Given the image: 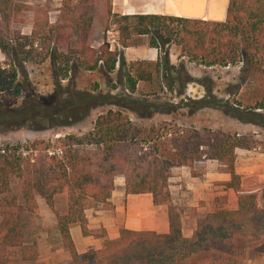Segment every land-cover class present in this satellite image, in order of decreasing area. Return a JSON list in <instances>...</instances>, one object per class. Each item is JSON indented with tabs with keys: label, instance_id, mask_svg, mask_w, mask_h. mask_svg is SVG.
Segmentation results:
<instances>
[{
	"label": "trees",
	"instance_id": "16d2710c",
	"mask_svg": "<svg viewBox=\"0 0 264 264\" xmlns=\"http://www.w3.org/2000/svg\"><path fill=\"white\" fill-rule=\"evenodd\" d=\"M104 3L107 19L117 27L120 48L133 47V38L145 37L147 47L160 53L156 62L125 63L121 52L109 50L104 42L93 48L94 0H60L52 23L41 9L0 0V93L11 92L18 98L24 92L27 96L17 107L0 102V134L53 132L46 139L0 144V249H18L20 262L35 258V243L26 241L23 219L36 215L39 198L55 219L67 264H184L199 252L211 253L209 264H238L245 245L257 238L258 226L253 224L264 213V186L259 195L263 208L256 206L254 193L238 194L235 209H216L197 219L187 240L181 237L180 212L171 202L168 180L174 168H188L190 176L196 177L194 166L215 161L229 176L224 187L237 192L235 151L264 149V140L253 134L181 126L172 120L141 126L120 110L136 120H149L180 108L186 109L187 116L210 108L264 132V0H228L223 22L122 16L111 14L110 0ZM27 12H32L31 30L24 35L18 25L24 23L22 16ZM168 46L177 49L179 58L197 66L241 64L233 89L244 93L222 100L203 85L201 98L173 102L179 73L168 62L164 51ZM45 60L52 90L41 97L26 89L25 65ZM115 67L119 93L76 89L72 78L76 73L98 68L108 75ZM104 107L88 128L56 133L85 123L95 109ZM118 177L125 195H149L153 206L165 207L168 233L121 228L116 239L104 238L100 249L77 253L69 228L76 226L82 237L88 236L84 210L90 205L107 208Z\"/></svg>",
	"mask_w": 264,
	"mask_h": 264
},
{
	"label": "rangeland",
	"instance_id": "374dc122",
	"mask_svg": "<svg viewBox=\"0 0 264 264\" xmlns=\"http://www.w3.org/2000/svg\"><path fill=\"white\" fill-rule=\"evenodd\" d=\"M14 1L25 4L34 9H41L46 13V19L49 23L54 21L60 4V0ZM94 1L96 12L91 26V46L93 48H97L102 42H104L108 45V47L113 45L112 50L115 49L116 51L122 52L117 41V27L111 24L110 20L107 19L104 13V0ZM31 17L32 12L23 13L22 20L24 23L18 25L21 34H29L31 30ZM133 41L135 46L146 45L145 37H135L133 38ZM170 48L171 50H175V53L171 58L172 63L169 64H172V66L177 68L179 73L178 84L173 87L174 89L171 94V97H176L174 101H178V98L198 99V95L202 96L204 94L203 85L209 86L212 95L222 100L227 98L231 99L232 94L235 93H237V95L244 93L243 90L236 92L233 89V86L237 85V78L239 76V68L241 67V64L226 67L197 66L195 64L188 63L185 59L179 58L178 51L173 46H168L164 49L166 56L168 55V49ZM2 62L3 58L0 56V65ZM25 68L27 72V85L25 87L30 94H36L41 97L50 94L52 90V76L48 61L45 60L43 63L37 65H25ZM72 78L76 89L83 91H94V93L99 92L100 94L105 95L117 94L121 89V87L117 84L116 71L108 75H103L101 70L97 68L92 72H78ZM186 79H189L190 81L187 82ZM61 84L64 85L65 81H61ZM139 87L140 86H138V88ZM112 88L116 89L113 90ZM186 94H188V97H186ZM26 98L27 96L24 92L21 93L18 98H13L11 92L0 93V102L13 107L19 106L22 100ZM106 109L107 108L105 107L95 109L85 123L72 128L58 129L56 133L62 135L75 133L77 130L82 131L88 128L89 122L95 118L96 114L101 111H105ZM120 112L141 126H149L161 121L172 120L181 126H191L196 129L207 128L210 130H221L223 132L237 133L239 135L253 134L258 140H264V132L258 128L252 125L239 124L234 120L223 116L219 111L210 108L199 110L190 116L185 115L186 109L180 108L177 113L169 116L155 115L150 120H136L134 116L127 111L120 110ZM52 133L53 132L51 131L30 132L26 130H15L9 133L0 134V144H12L33 139H46L50 137ZM235 152L233 171L239 178L238 192H232V194L224 197L220 196L219 198L223 199V204L221 202L217 205H220L221 207L224 205L225 208L221 209H232L235 204L236 196L241 194L240 192H247L254 193L256 195V206L258 208H263L259 195L262 187L264 186V149L260 148L252 151L236 150ZM216 164L217 163L215 161H208L201 165L194 166L193 169L195 170L194 173L197 175L196 177L201 179V175L206 168L205 166H213V169ZM220 170L226 172L224 168H221ZM38 199L39 198H36V200ZM214 202L217 203V201ZM43 205L45 206L44 202ZM92 206L93 205H90L87 208ZM59 207H61V204L60 206H57V208ZM45 208L47 207L45 206ZM216 209L217 208H214L213 210ZM49 213L53 217L50 211ZM47 223V219L40 216L36 203V215H26L23 219V232L25 239L28 242L34 241L35 243V258L31 261L20 262L18 259V249H0V263L64 264L65 256L63 254L66 252L61 248V244L54 227H49ZM253 225L258 226L257 238L248 242L245 245L244 250L247 252L249 259H251L254 264H264V213L262 214L261 219ZM200 255L201 256L196 257V259H192V263H195L196 261L207 263L210 259H212L210 258L211 255L209 256L203 253ZM240 264L246 263L242 262Z\"/></svg>",
	"mask_w": 264,
	"mask_h": 264
},
{
	"label": "crops",
	"instance_id": "0c3cea01",
	"mask_svg": "<svg viewBox=\"0 0 264 264\" xmlns=\"http://www.w3.org/2000/svg\"><path fill=\"white\" fill-rule=\"evenodd\" d=\"M227 1L110 0V12L122 16L159 15L208 22H223ZM121 51L125 63L136 61L156 62L160 56L158 51L148 48L147 45L121 48ZM174 51L171 48L168 49L169 63H172L171 58L175 53ZM186 97H188V94H186ZM198 97L201 98L202 96L198 95ZM205 167L201 179L191 177L189 169L185 167L174 168L170 172L168 191L172 204L180 211V232L183 239L188 240L191 238L197 219L212 212L214 208H225L224 205L222 207L217 205L223 201L219 198L220 196L224 197L232 194L230 189L224 187V184L229 181V176L226 172L220 170L223 167L218 164L213 169V166L208 165ZM240 193L246 194L247 192ZM41 201V199L36 200L38 212L41 217L47 219L48 226L53 228L55 225L54 218ZM214 201H217V203ZM107 204V208L95 205L84 210L83 215L88 236L82 237L79 228L76 226L69 228V236L77 253L81 254L100 249L103 239H116L121 228L131 231L153 232L159 235L168 233L165 207L153 206L149 195H125L123 193L122 178H115L113 181V190ZM235 207L236 200L232 209H235ZM202 253L211 255V253L199 252L185 259L184 264L211 263L212 259L207 263L200 261L192 263V259L200 257ZM63 255L65 256L64 264H67L68 255L67 253ZM242 262L254 264L245 250L244 258L238 264Z\"/></svg>",
	"mask_w": 264,
	"mask_h": 264
},
{
	"label": "built area",
	"instance_id": "2783aa9c",
	"mask_svg": "<svg viewBox=\"0 0 264 264\" xmlns=\"http://www.w3.org/2000/svg\"><path fill=\"white\" fill-rule=\"evenodd\" d=\"M113 45H110V47H108L109 48V50H112L113 49V47H112ZM174 101V100H173Z\"/></svg>",
	"mask_w": 264,
	"mask_h": 264
}]
</instances>
